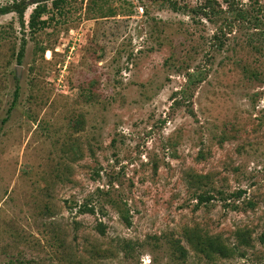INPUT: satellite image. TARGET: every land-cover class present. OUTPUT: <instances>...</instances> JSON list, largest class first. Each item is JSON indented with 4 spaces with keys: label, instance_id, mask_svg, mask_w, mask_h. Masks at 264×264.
I'll list each match as a JSON object with an SVG mask.
<instances>
[{
    "label": "rangeland",
    "instance_id": "374dc122",
    "mask_svg": "<svg viewBox=\"0 0 264 264\" xmlns=\"http://www.w3.org/2000/svg\"><path fill=\"white\" fill-rule=\"evenodd\" d=\"M35 1L0 16V264H264V0H48L32 32Z\"/></svg>",
    "mask_w": 264,
    "mask_h": 264
},
{
    "label": "trees",
    "instance_id": "16d2710c",
    "mask_svg": "<svg viewBox=\"0 0 264 264\" xmlns=\"http://www.w3.org/2000/svg\"><path fill=\"white\" fill-rule=\"evenodd\" d=\"M62 4V0H53L52 6L53 9H60ZM27 10V5L25 0H21L18 3L13 4L12 6H0V16L6 15L10 12H15L22 25H24V13ZM47 13L46 2L45 3H38L35 8L32 10L29 21L28 27L32 32H36L42 29L46 25V20H43L42 17ZM25 40L22 41L20 45L19 52L17 54V62L21 63V60L24 56L25 52ZM188 83H191V76L188 77ZM18 88V87H17ZM17 90V89H16ZM4 122L7 119L3 120ZM212 198H204L203 196H199V203H205L211 201ZM196 250L199 253L204 254L207 258H211L214 255H221L226 256L228 253V248H226L218 238L215 237H198ZM184 255V252H182Z\"/></svg>",
    "mask_w": 264,
    "mask_h": 264
},
{
    "label": "water",
    "instance_id": "95a60500",
    "mask_svg": "<svg viewBox=\"0 0 264 264\" xmlns=\"http://www.w3.org/2000/svg\"><path fill=\"white\" fill-rule=\"evenodd\" d=\"M48 0H37V1H35V3L36 4H38V3H45V2H47Z\"/></svg>",
    "mask_w": 264,
    "mask_h": 264
}]
</instances>
